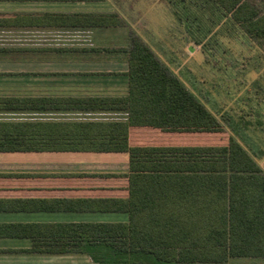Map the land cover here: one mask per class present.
I'll return each mask as SVG.
<instances>
[{"label": "trees", "instance_id": "trees-1", "mask_svg": "<svg viewBox=\"0 0 264 264\" xmlns=\"http://www.w3.org/2000/svg\"><path fill=\"white\" fill-rule=\"evenodd\" d=\"M178 6L187 8L197 29V11L205 9L218 23L227 19L264 41V10L253 0H179ZM129 52L128 96L91 99L127 109V122L78 123L56 131L0 124V151L41 150L62 142L70 146L63 149L132 154L128 173L101 174L116 181L108 188L124 189L125 196L30 200L31 209L44 204L49 210L123 212L127 222L30 225L31 251L88 253L97 264H231L235 258H264L261 165L147 43L134 37ZM136 127L155 128L142 136L161 145H131L130 130ZM180 135H187V145L163 140Z\"/></svg>", "mask_w": 264, "mask_h": 264}, {"label": "crops", "instance_id": "crops-1", "mask_svg": "<svg viewBox=\"0 0 264 264\" xmlns=\"http://www.w3.org/2000/svg\"><path fill=\"white\" fill-rule=\"evenodd\" d=\"M175 1L0 0V124H35L56 131L63 125L78 123L127 122V109L95 104L91 99L128 96L129 51L134 37L147 43L171 70L163 56L173 50L174 11L181 15L177 24L186 27L185 20L189 21L184 6H178L181 13L177 12ZM194 37L201 44L207 35ZM258 80L247 76L220 82L221 79L204 77L198 80L201 93L181 81L264 171V92L253 97L251 89ZM238 95L247 103L243 110H234L235 115L240 111L244 115L237 116L246 119L233 123L224 102L239 100L235 98ZM259 96L262 102L254 105L253 98ZM254 117L259 120H252ZM154 129L131 128L130 144L161 145L157 138L145 140L142 136ZM133 132L137 133L134 138ZM163 140H170V145L188 142L187 135ZM61 143L41 145V150L0 151V264H97L88 253L31 251L34 240L26 228L129 220L127 213L116 211L49 210L44 204L40 209L30 208L34 205L31 199L127 194L124 189L108 188L116 181L105 180L101 174L128 173L132 162L129 151L71 150L63 149L70 146ZM71 213L123 214L119 221H88Z\"/></svg>", "mask_w": 264, "mask_h": 264}, {"label": "rangeland", "instance_id": "rangeland-1", "mask_svg": "<svg viewBox=\"0 0 264 264\" xmlns=\"http://www.w3.org/2000/svg\"><path fill=\"white\" fill-rule=\"evenodd\" d=\"M253 1L264 10V0ZM197 12L200 17L199 29L195 27L196 22L192 23V15L190 21L185 20L186 27L177 24L180 23L181 15L178 16L174 11L173 50L163 56L170 65V71L197 93L202 91L198 81L201 78H217L221 79L220 82H226L231 79H244L247 76H253L255 79L259 78L252 85V88L250 87L254 92L252 96L264 92V41L248 36L227 19L218 23V17L210 10L206 11L204 9V12L199 10ZM188 14L186 8L185 18L188 17ZM171 17V15L168 16V23L171 22ZM191 25L193 26L191 27ZM194 36L199 37V39L204 37L205 39L201 44H198ZM241 87L244 88V85ZM248 91L251 90L248 89ZM238 96L235 98H239V100L232 99L231 103L229 101L228 103H226L227 101L224 102V107L226 106L225 108H228L229 112L231 111V113L226 112V114L232 119L233 123L236 121L243 122L246 119L240 111H237V115L243 114L242 116L235 115L234 110H243L242 106L247 103L242 99V96ZM260 102H262L260 96L259 98H253L254 105ZM229 103L233 105H229ZM254 119L259 120L257 117L252 118V120ZM120 154L127 156L126 153ZM71 214L79 217L78 219L88 221H119V216L123 213ZM231 264H264V260L233 259Z\"/></svg>", "mask_w": 264, "mask_h": 264}]
</instances>
